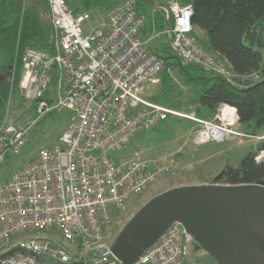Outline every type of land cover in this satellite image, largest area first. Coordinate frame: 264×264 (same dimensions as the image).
<instances>
[{"label": "built area", "instance_id": "2783aa9c", "mask_svg": "<svg viewBox=\"0 0 264 264\" xmlns=\"http://www.w3.org/2000/svg\"><path fill=\"white\" fill-rule=\"evenodd\" d=\"M46 1L56 30L54 53L26 49L19 82L25 102L35 104L38 116L23 124L4 118L0 165L25 149L41 117L62 108L75 115L57 143L40 148L36 158L0 180V255L21 247L54 264H125L112 246L128 202L145 193L174 162L151 163L143 149L126 158L114 154L167 118V109L143 96L159 80L165 60L145 45L146 20L136 0L110 7L103 27L90 32L83 28L91 18L89 12L74 14L66 0ZM162 8L166 20H174L169 34L182 62L230 78L229 67L193 37V5L167 0ZM188 117L198 120L195 113ZM199 121L205 129L194 131L197 144L230 134L226 121L220 126ZM53 230L67 242L36 235ZM193 242L175 221L132 264H189ZM0 264L44 263L16 252Z\"/></svg>", "mask_w": 264, "mask_h": 264}, {"label": "trees", "instance_id": "16d2710c", "mask_svg": "<svg viewBox=\"0 0 264 264\" xmlns=\"http://www.w3.org/2000/svg\"><path fill=\"white\" fill-rule=\"evenodd\" d=\"M120 1L66 0V3L74 14H78L94 8H105L107 11ZM179 1L193 5V37L205 50L224 62L232 76L225 78L200 65L185 64L174 48L165 56L154 51L165 60L161 75L169 78V68L180 72L184 82L197 93L194 109L204 120H211L222 106H228L236 109L239 125L246 133L263 134L264 0ZM154 3V0H136V8L145 15L138 6ZM163 4L166 6L167 0H163ZM165 23L172 27L174 20L169 18ZM147 26L145 21L143 35ZM55 40L56 30L46 0H0V52L9 55L7 64L1 69L0 124L6 117L11 96L23 98L19 82L25 50L35 48L54 53ZM53 87L54 81L51 89ZM261 151H264V140L244 156L238 166L227 165L214 175L212 182L240 184L264 180V160H257ZM197 248L200 246L197 245Z\"/></svg>", "mask_w": 264, "mask_h": 264}, {"label": "rangeland", "instance_id": "374dc122", "mask_svg": "<svg viewBox=\"0 0 264 264\" xmlns=\"http://www.w3.org/2000/svg\"><path fill=\"white\" fill-rule=\"evenodd\" d=\"M154 1V5L138 6V9L145 12V20L148 25L146 34L147 40H149L148 46L165 56L170 54L172 49L171 42L165 35V24L167 23H165L164 10L162 9L164 4L163 0ZM106 12L105 8L92 9L89 12L91 18L83 24L84 31L90 32L93 29L102 28L107 19ZM165 43L168 46V51H165ZM8 56L7 53L0 52V82L1 69L7 64ZM143 96L167 109L169 111L167 118L159 121L151 129L138 133L127 146L119 149L114 155L116 158H126L132 156L136 150L143 149L145 157L151 163L160 162L171 165L174 162V166L168 173L161 176L149 189L156 183H165L166 185L163 187L165 190L183 184L212 183L214 175L227 165L238 166L242 158L264 140V132L263 134L259 132V135L246 133L240 127L237 116V119L235 117L234 120H231L230 134L224 139L212 138L201 144L195 143L194 131L205 129L204 124L199 121L204 119L197 115V110L194 109L193 102L197 93L184 82L177 69L169 68V78L161 75L159 80L150 86V89L144 91ZM20 99L21 97L11 96L5 116L15 123L23 124L35 119L38 113L34 106L26 103L23 98ZM227 109H230L229 112H231L232 108L222 106L210 121L218 126L225 121L227 123V120L222 119ZM193 113L196 114L198 120L188 117ZM74 115L73 110L62 108L41 117L32 128V134L25 149L19 154L9 155L0 165V180L7 179L12 170L36 158L40 148L51 147L57 143L65 128L72 122ZM3 122L4 120L0 127ZM257 160H264V151L259 153ZM146 192L130 198L128 210L122 217V224L117 227V233L115 231L114 239L126 222L145 203ZM36 235H45L61 242H67L63 235L56 230ZM197 245L194 241L191 246L194 249L188 255L190 264L195 262L197 264V261L201 264H216L211 259L212 256L202 247L197 248Z\"/></svg>", "mask_w": 264, "mask_h": 264}, {"label": "water", "instance_id": "95a60500", "mask_svg": "<svg viewBox=\"0 0 264 264\" xmlns=\"http://www.w3.org/2000/svg\"><path fill=\"white\" fill-rule=\"evenodd\" d=\"M175 221L217 264H264V180L183 184L163 190L126 222L113 242V253L125 264L134 263ZM16 252L54 264L21 247L0 255V260Z\"/></svg>", "mask_w": 264, "mask_h": 264}, {"label": "crops", "instance_id": "0c3cea01", "mask_svg": "<svg viewBox=\"0 0 264 264\" xmlns=\"http://www.w3.org/2000/svg\"><path fill=\"white\" fill-rule=\"evenodd\" d=\"M163 7V6H162ZM163 9V8H162ZM165 20H166V18H165ZM169 26L168 25H166L165 24V35H167V37L169 38V40H170V42H171V44H170V47L171 48H174L173 47V43H172V38H171V35L169 34ZM146 34H147V29L144 31V38H145V40H146V47L148 48V49H151L149 46H148V41L149 40H147V37H146ZM152 50V49H151ZM154 51V50H153ZM165 51H168V46H167V44L165 43ZM155 52H157V51H155ZM164 185H166L165 183H160V184H158V183H156L151 189H149L147 192H146V194L144 195L145 196V200H144V202H146L147 200H149L150 198H152L153 196H155L156 194H158L159 192H161V191H163V190H165L163 187H164ZM163 188V189H162Z\"/></svg>", "mask_w": 264, "mask_h": 264}, {"label": "bare ground", "instance_id": "6f19581e", "mask_svg": "<svg viewBox=\"0 0 264 264\" xmlns=\"http://www.w3.org/2000/svg\"><path fill=\"white\" fill-rule=\"evenodd\" d=\"M171 38H172V36H171ZM228 107V106H227ZM230 108H232V107H230ZM229 110L230 109H227V111H226V113H225V116H223V118L222 119H225V120H227V122H228V126L231 124V120H234V118L236 117V119H237V113H236V109L235 108H232L231 109V112H229ZM234 110V111H233ZM230 115V116H229ZM229 118H228V117ZM230 127V126H229ZM219 131H218V129H214V131H213V133L216 135L217 133H218Z\"/></svg>", "mask_w": 264, "mask_h": 264}, {"label": "flooded vegetation", "instance_id": "af4514ba", "mask_svg": "<svg viewBox=\"0 0 264 264\" xmlns=\"http://www.w3.org/2000/svg\"><path fill=\"white\" fill-rule=\"evenodd\" d=\"M192 244H194V242L192 243ZM192 246V245H191ZM193 249H194V247H192V248H190V251L192 252L193 251ZM189 255V254H188ZM189 262V261H188ZM189 264H190V262H189ZM193 264H196V262L195 263H193ZM197 264H200V262L199 261H197Z\"/></svg>", "mask_w": 264, "mask_h": 264}]
</instances>
